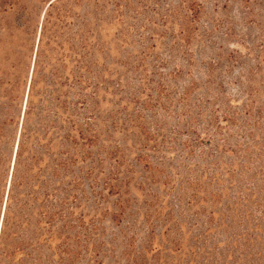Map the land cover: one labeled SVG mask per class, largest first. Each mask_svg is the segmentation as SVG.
<instances>
[{
    "label": "rangeland",
    "instance_id": "374dc122",
    "mask_svg": "<svg viewBox=\"0 0 264 264\" xmlns=\"http://www.w3.org/2000/svg\"><path fill=\"white\" fill-rule=\"evenodd\" d=\"M4 122L0 264H264V0H0Z\"/></svg>",
    "mask_w": 264,
    "mask_h": 264
},
{
    "label": "trees",
    "instance_id": "16d2710c",
    "mask_svg": "<svg viewBox=\"0 0 264 264\" xmlns=\"http://www.w3.org/2000/svg\"><path fill=\"white\" fill-rule=\"evenodd\" d=\"M57 1V0H56ZM87 27V39L85 41V43L83 44V51L87 54H89L90 56H94V54H97L98 52H100L101 50V40L99 38V31L96 25L92 26L91 24H89ZM96 56H94L91 59V64H93V62H96L95 59ZM32 88H34V84L31 85ZM76 88L74 89V104H73V110H74V118L75 121H73V126L71 127L70 133L68 134V137L70 136V141H72V143L74 144L75 148L78 147L79 145L82 144V141L85 138H90L89 135H87V123H86V112L88 109V105L90 104L88 98L91 97V93L94 94V96H96L98 88H95L94 91H91V86L87 83V82H82L81 80L76 84L75 86ZM89 91H91V93L89 94ZM14 100H16V97H14ZM9 122H11V120H8ZM85 121V122H84ZM85 123V124H84ZM4 125H6V123H0V126H2V128L0 127V164L3 161L1 156H3V152L1 149H3L2 147L5 146V142H6V134L4 135L3 131L4 129ZM89 136V137H88ZM24 149V141L21 140V143L19 144V148H18V154H17V163H16V170H18V168L21 165L20 162V158L22 156V152ZM3 164V162H2ZM2 164L0 165V172L2 170ZM65 165V163H64ZM60 171L61 170V166L60 164H56V166H54V175H55V171ZM55 177V176H54ZM16 185V182L13 180V184H12V188ZM53 191L55 193V183L53 184ZM12 193V191H11ZM10 201V199H9ZM11 207H9V209H7V213L4 216V220H3V226H2V235L0 236V258H2L5 254V257L8 256L9 251L6 250V244L4 242V239L2 236H4V234L6 233V230L8 229L9 226V221H8V210H10ZM264 217V214H261V218ZM262 220V219H261ZM53 223L55 224V213H52L51 216H49V222L47 223L50 226V229H52L53 227ZM256 229H259L258 227H256ZM49 233H52V230L48 231ZM238 237L240 239H242L244 237V239H250V238H256L257 235L255 234H239ZM50 238H47L44 240L45 244H48V241ZM48 252L42 256V260H41V264H54V254L53 251L51 250V245L48 246L47 248ZM14 252H12L10 255L13 256Z\"/></svg>",
    "mask_w": 264,
    "mask_h": 264
}]
</instances>
